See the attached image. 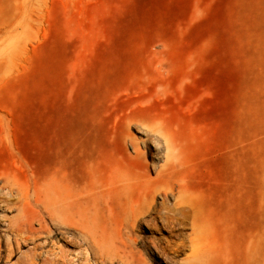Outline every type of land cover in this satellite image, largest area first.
Returning <instances> with one entry per match:
<instances>
[{
    "label": "rangeland",
    "instance_id": "obj_1",
    "mask_svg": "<svg viewBox=\"0 0 264 264\" xmlns=\"http://www.w3.org/2000/svg\"><path fill=\"white\" fill-rule=\"evenodd\" d=\"M21 1L0 0V15ZM25 2L26 26L7 36L0 28V264L27 260L45 239L73 264H191L193 220L203 225L204 264H255L264 0ZM78 139L101 193L134 177L129 190L94 201L90 235L51 220L32 187ZM167 154L170 175L157 178ZM17 184L28 189L30 227L41 215L49 230L22 246L6 226L23 203ZM179 184L188 210L174 205ZM46 254L39 264H62Z\"/></svg>",
    "mask_w": 264,
    "mask_h": 264
},
{
    "label": "bare ground",
    "instance_id": "obj_2",
    "mask_svg": "<svg viewBox=\"0 0 264 264\" xmlns=\"http://www.w3.org/2000/svg\"><path fill=\"white\" fill-rule=\"evenodd\" d=\"M26 23L27 5L25 0H22L20 2V5L18 6L17 11L14 13V15H0V28L4 32L3 34H6V36L12 27H25ZM130 143L137 156L139 154V151L136 145L131 140ZM87 154L88 151H86L84 139H78L74 147H72L70 150L57 151V153L55 154L56 159L52 168L48 170L46 176L41 182L35 181L32 187L35 193V201L41 203L43 211L51 220H58L61 224L66 226L78 227L79 230L86 233L87 235H90L92 228H94V226H92V215L96 210L94 201H98L99 199L104 198V195L110 196L112 193L114 195H118L120 193H123V191H127V189L129 190V188L134 185V177H125L123 179H119L118 181L113 182L114 184L109 183L111 185V188L108 189L109 192L101 193L102 191L100 192L98 189L101 185V182L99 184H96L97 179L93 175L92 163L91 160H89V157L87 158ZM171 168L172 163L168 159L167 154L165 163L159 166V169L157 170L156 177H169ZM75 171H77L78 173L75 174ZM135 179H143L145 182H149L150 177L146 176L144 173H137ZM15 189L16 194H19V197L23 199V203L20 204L19 216H17L13 220L7 221L6 226L10 232L14 233V235L18 237V239H16L17 246H22L27 240H32L37 237V239H39V236H35L34 233L38 231H45L49 233V230L44 223L43 216L41 215L38 216L40 227L38 229H32L30 227L31 221L29 220L28 213L30 207L28 205L29 203L24 200L27 197L28 189L27 187H20L19 184L16 185ZM167 190L171 189L166 188L165 191ZM9 192L11 193V190H9ZM185 192L186 191L183 185L179 184L174 202L176 208H186L187 210L189 209L184 198ZM131 213H134L133 208H131ZM136 219L137 218L134 217L132 220L135 221ZM192 225L193 233L196 234L197 237L195 238L194 243L195 257H191L190 261L191 264H204V253L201 242L204 230L203 225L201 222H196V220L192 221ZM48 245L49 242L46 239L37 244L33 243V245L30 246V251L28 249V251L31 253L30 257L25 261H20L19 259H17L16 261L12 262V264H39L38 258L43 253H48L46 254L47 256L49 254L52 255L54 257V262H62V264H67V261L70 259V264H73V259L71 260L70 256H74V254L71 251L62 247H59L56 250L53 248L46 249V246ZM258 245L260 253L259 258L255 264H264V237H258L257 246ZM39 248L41 250H39ZM8 251V256H11L13 251L9 244Z\"/></svg>",
    "mask_w": 264,
    "mask_h": 264
}]
</instances>
